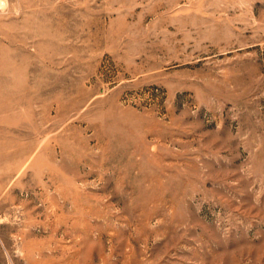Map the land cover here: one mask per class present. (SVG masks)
Listing matches in <instances>:
<instances>
[{
    "label": "rangeland",
    "instance_id": "rangeland-1",
    "mask_svg": "<svg viewBox=\"0 0 264 264\" xmlns=\"http://www.w3.org/2000/svg\"><path fill=\"white\" fill-rule=\"evenodd\" d=\"M0 264H264V0H0Z\"/></svg>",
    "mask_w": 264,
    "mask_h": 264
}]
</instances>
